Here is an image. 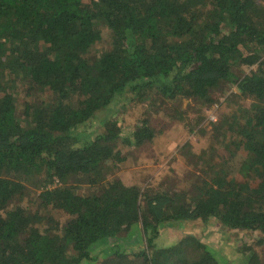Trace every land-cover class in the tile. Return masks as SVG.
<instances>
[{
  "label": "trees",
  "instance_id": "16d2710c",
  "mask_svg": "<svg viewBox=\"0 0 264 264\" xmlns=\"http://www.w3.org/2000/svg\"><path fill=\"white\" fill-rule=\"evenodd\" d=\"M263 2L0 0V264H81L96 260L92 250L110 239L120 245L101 264H222L190 234L160 245L164 228L191 221L258 232L262 243ZM101 24L110 38L90 57ZM16 81L24 84L21 112ZM222 85L235 88L232 100L248 103L213 127L221 162L196 156L200 173L184 191L145 189L110 174L126 161L123 148L154 139L147 119L124 131L120 118L109 117L92 138H79L123 92L138 102L151 91L210 105ZM237 150L241 180L225 168ZM28 185L40 189V210L8 207ZM49 209L66 221L53 220ZM134 233L144 240L139 249L129 243ZM244 248V264H260L257 252Z\"/></svg>",
  "mask_w": 264,
  "mask_h": 264
},
{
  "label": "rangeland",
  "instance_id": "374dc122",
  "mask_svg": "<svg viewBox=\"0 0 264 264\" xmlns=\"http://www.w3.org/2000/svg\"><path fill=\"white\" fill-rule=\"evenodd\" d=\"M101 29L102 39L91 48L90 57L98 56L109 41V29L103 24ZM23 88L24 84L20 81H16L12 88L18 101L19 112L22 111ZM216 94L218 100L207 105L186 98L166 100L151 91L148 94L149 97L138 102L133 93L126 91L116 97L107 108L97 111L93 118L79 129L81 133L79 138L81 141L92 138L102 130L103 122L109 117L120 118L124 131L135 127L142 119H147L156 133L154 139L137 148H123L126 161L114 168L110 174L127 184H135L145 189L180 188L184 191L200 173L199 165H196L198 160L196 156L200 154V156L210 157V162L213 164L221 162L218 158L221 145L216 144L217 134H213V127L225 118L231 117L233 113L237 115L241 107L248 103L247 100H232L230 95H236V90L229 85H222L216 90ZM36 98L42 99L43 95L38 94ZM25 99L28 100L26 97ZM237 121L241 122L242 118ZM228 133L226 132V135H229ZM242 159L241 152L237 150L235 157L225 166L237 180L242 179L237 174ZM82 188L85 190H81V193L87 191L86 187ZM39 192L40 189L28 185L25 195L22 198H15L8 207L20 204L29 212L40 210L37 197ZM48 213L60 224L67 219L63 212L56 209H49ZM47 226V221L41 224L42 228ZM189 234L214 250L222 264L223 261L244 264L243 259L247 258L248 252L242 253L241 249L247 244L257 252L260 264H264V241L259 243L261 238L258 232L246 233L240 230L229 232L221 230L219 222L214 223V221L208 225L191 221L166 227L160 233V245L178 241ZM116 240L110 239L96 246L92 250L96 260L83 261L81 264H101L103 259L112 253L115 244L120 245ZM129 243L136 249L142 247L144 240L141 233H134Z\"/></svg>",
  "mask_w": 264,
  "mask_h": 264
},
{
  "label": "crops",
  "instance_id": "0c3cea01",
  "mask_svg": "<svg viewBox=\"0 0 264 264\" xmlns=\"http://www.w3.org/2000/svg\"><path fill=\"white\" fill-rule=\"evenodd\" d=\"M123 181V180H122ZM124 182V181H123ZM125 183V182H124ZM127 184V183H126ZM224 230V229H223Z\"/></svg>",
  "mask_w": 264,
  "mask_h": 264
},
{
  "label": "built area",
  "instance_id": "2783aa9c",
  "mask_svg": "<svg viewBox=\"0 0 264 264\" xmlns=\"http://www.w3.org/2000/svg\"><path fill=\"white\" fill-rule=\"evenodd\" d=\"M264 3V2H263Z\"/></svg>",
  "mask_w": 264,
  "mask_h": 264
}]
</instances>
